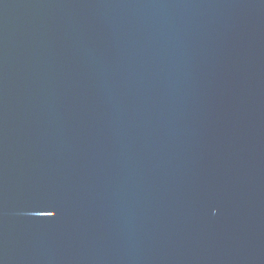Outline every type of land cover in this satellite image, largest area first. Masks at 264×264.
Listing matches in <instances>:
<instances>
[{"label": "water", "instance_id": "obj_1", "mask_svg": "<svg viewBox=\"0 0 264 264\" xmlns=\"http://www.w3.org/2000/svg\"><path fill=\"white\" fill-rule=\"evenodd\" d=\"M0 264H264V0H0Z\"/></svg>", "mask_w": 264, "mask_h": 264}, {"label": "snow or ice", "instance_id": "obj_2", "mask_svg": "<svg viewBox=\"0 0 264 264\" xmlns=\"http://www.w3.org/2000/svg\"><path fill=\"white\" fill-rule=\"evenodd\" d=\"M47 215H49V216H54V215H55V212H51V211H50V212L47 213Z\"/></svg>", "mask_w": 264, "mask_h": 264}]
</instances>
